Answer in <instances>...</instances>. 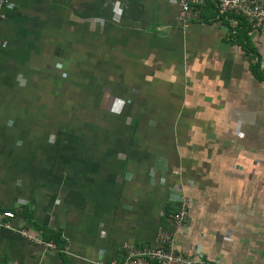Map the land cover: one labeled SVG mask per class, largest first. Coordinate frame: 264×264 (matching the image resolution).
<instances>
[{
	"label": "crops",
	"instance_id": "crops-1",
	"mask_svg": "<svg viewBox=\"0 0 264 264\" xmlns=\"http://www.w3.org/2000/svg\"><path fill=\"white\" fill-rule=\"evenodd\" d=\"M4 11L0 210L62 239L0 227V264L123 259L159 227L196 264H264V27L212 3L183 23L178 0Z\"/></svg>",
	"mask_w": 264,
	"mask_h": 264
},
{
	"label": "built area",
	"instance_id": "built-area-1",
	"mask_svg": "<svg viewBox=\"0 0 264 264\" xmlns=\"http://www.w3.org/2000/svg\"><path fill=\"white\" fill-rule=\"evenodd\" d=\"M9 0H0V22L5 18L4 8ZM179 17L183 23H189L202 17L205 7L212 3L221 14H233L244 18L252 29L264 27V4L260 0H178ZM4 41L0 36V48ZM189 200L183 193L180 194L179 209L171 215V221L177 228L186 225L188 219ZM15 213L12 210H0V227L15 230L28 240L54 248L53 241L44 240L41 235H33L27 229L17 228L13 224ZM158 246H138L132 243L123 245V259L113 258L101 264H196L195 261L183 257L174 246L171 235L159 227Z\"/></svg>",
	"mask_w": 264,
	"mask_h": 264
},
{
	"label": "trees",
	"instance_id": "trees-1",
	"mask_svg": "<svg viewBox=\"0 0 264 264\" xmlns=\"http://www.w3.org/2000/svg\"><path fill=\"white\" fill-rule=\"evenodd\" d=\"M211 4V3H210ZM213 5V4H212ZM214 6V5H213ZM217 10V9H216ZM217 12H218V10H217ZM248 25H249V28H251V26H250V24L248 23ZM252 29V28H251ZM259 68H260V65L259 64H256L255 66H254V69L258 72V70H259ZM50 234L52 235V237H48V238H51V239H54V243H56V246H59L60 244H61V241H60V239H62L61 238V236H60V234H58V233H55V232H50ZM42 237H43V239L44 240H47V241H50V240H48V239H46L43 235H42ZM56 241V242H55Z\"/></svg>",
	"mask_w": 264,
	"mask_h": 264
}]
</instances>
